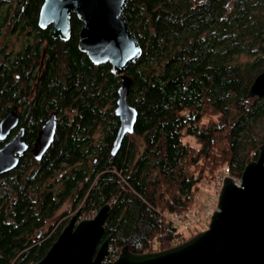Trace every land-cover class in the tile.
I'll return each instance as SVG.
<instances>
[{"label":"trees","instance_id":"16d2710c","mask_svg":"<svg viewBox=\"0 0 264 264\" xmlns=\"http://www.w3.org/2000/svg\"><path fill=\"white\" fill-rule=\"evenodd\" d=\"M43 1L0 0V119L16 105L28 145L0 175V264H34L70 218L59 217L104 204L103 237L117 255L186 241L162 212L192 208L198 184L219 169L240 177L263 144L264 94L249 89L264 69V0H127L141 50L125 70L137 116L114 153L120 74L78 46L77 15L67 39L41 28ZM52 111L54 138L34 159L31 143ZM67 200L71 211L49 222Z\"/></svg>","mask_w":264,"mask_h":264},{"label":"water","instance_id":"95a60500","mask_svg":"<svg viewBox=\"0 0 264 264\" xmlns=\"http://www.w3.org/2000/svg\"><path fill=\"white\" fill-rule=\"evenodd\" d=\"M127 0H44L38 15L41 28L50 26L53 37L70 35V13H76L82 25L78 46L89 59L110 63L120 74L118 98L114 113L119 126L111 152L123 136L133 131L137 111L128 103L131 78L125 74L129 64L140 55V47L128 28L123 8ZM251 96L264 94V69L250 85ZM56 127V114L37 130L30 152L39 160L51 144ZM14 133L8 138L11 132ZM24 127L19 126L18 108L14 105L0 119V175L16 167L20 155L28 148L23 140ZM104 204L91 218L78 220V209L62 228L44 256L34 264H102L108 255L110 238L103 237L109 212ZM110 264H264V140L257 159L243 168L238 183L227 176L206 229L184 242L162 251L131 253L121 248Z\"/></svg>","mask_w":264,"mask_h":264},{"label":"built area","instance_id":"2783aa9c","mask_svg":"<svg viewBox=\"0 0 264 264\" xmlns=\"http://www.w3.org/2000/svg\"><path fill=\"white\" fill-rule=\"evenodd\" d=\"M228 172H229L228 168H225L222 171V173H219L216 176L215 184H217L216 185L217 187L213 193H205V194L200 193L197 195L198 204L196 207H192L182 213L171 214L168 212L167 213L162 212V215L164 216V220L175 226L179 231L188 232L189 227H191L193 222L200 219L202 216L212 213L213 206L218 201V197L220 195L224 179L227 176L231 177L230 175H228ZM231 178L234 182L238 183L239 177L238 178L231 177ZM216 208H217V204L214 210H216ZM115 249H117V247H115L114 250ZM107 256H109V258L113 260H115V258L117 257V254L113 252V247L111 245L109 246V251Z\"/></svg>","mask_w":264,"mask_h":264},{"label":"rangeland","instance_id":"374dc122","mask_svg":"<svg viewBox=\"0 0 264 264\" xmlns=\"http://www.w3.org/2000/svg\"><path fill=\"white\" fill-rule=\"evenodd\" d=\"M184 140L185 141H188V142H191V143H193V139L191 138V137H188V136H186V137H184ZM219 173H222V170H220L219 169V172H218V174ZM217 173H216V175H215V177H214V179L212 180V182H204V181H202V182H200L199 184H198V187H197V189L192 193V195H193V198H194V200H195V205L193 206V207H196L197 206V204H198V199H197V195L198 194H200V193H202V194H205V193H213L215 190H216V185L217 184H215V181H216V176L218 175ZM216 204L217 203H215L214 204V206H213V211H212V213L215 211L214 209H215V207H216ZM67 210H70L71 211V202L69 201V200H67V201H65L61 206H60V208L58 209V212L56 213V215L51 219V220H49V222L50 221H54L59 215V213H61V212H65V211H67ZM73 211L67 216H62V217H59V219H58V222H57V224H59V223H62L63 221H65V219L67 218V217H71L77 210H78V208H76V209H72ZM97 211V210H96ZM96 211H94V212H90V213H85V214H79V216H78V220H80V219H82V218H84V219H86V218H91L95 213H96ZM168 212V210H164L163 212ZM162 212V211H161ZM166 212V213H167ZM80 213V212H79ZM169 213V212H168ZM171 214H173L172 212H170ZM212 213H210V214H208V215H205V216H202L200 219H198V220H196L195 222H193V224L191 225V227H189V230H188V232H186V231H183L186 235V237H189V238H191V237H193L194 235H196L197 233H199V232H201L202 230H204V229H206L207 228V226H208V223H209V220H210V218H211V215H212ZM188 238V239H189ZM178 240V239H177ZM177 240H174V243L175 244H178V243H181L182 241H180V239L177 241ZM187 240V239H186ZM185 241V240H184ZM175 244H173V245H175ZM154 250L153 249V247H151L150 248V250ZM147 251H149V250H147ZM111 260V262L112 261H114L113 259H110ZM110 262V263H111Z\"/></svg>","mask_w":264,"mask_h":264},{"label":"flooded vegetation","instance_id":"af4514ba","mask_svg":"<svg viewBox=\"0 0 264 264\" xmlns=\"http://www.w3.org/2000/svg\"><path fill=\"white\" fill-rule=\"evenodd\" d=\"M72 14H75V15H76V13H70V16H71ZM79 20H80V19H79ZM69 21H70V17H69Z\"/></svg>","mask_w":264,"mask_h":264}]
</instances>
